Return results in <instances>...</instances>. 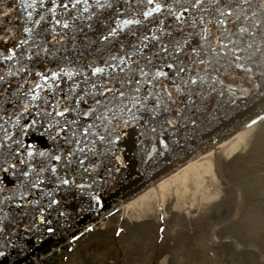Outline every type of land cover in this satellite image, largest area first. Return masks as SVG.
Here are the masks:
<instances>
[{
    "label": "water",
    "instance_id": "1",
    "mask_svg": "<svg viewBox=\"0 0 264 264\" xmlns=\"http://www.w3.org/2000/svg\"><path fill=\"white\" fill-rule=\"evenodd\" d=\"M104 2L105 0H100V3ZM109 2L113 4L111 9L97 8L95 0H88V5H84L82 0L77 9L71 10V14L58 10V17L62 16L63 20L69 24L68 28H63L61 25L49 23L51 14L46 12V8L51 6L50 0H45L44 8L39 6V0L34 8L27 7L32 0H0V12L7 13L0 15V37L8 38L7 42L0 39V52L7 54L9 47H13L21 38H28V34L23 32L25 25L34 29V43L30 39L29 44L23 46L27 49L24 60L18 63L0 61V75H4L12 82L10 90L5 95L14 103L22 105L27 97L19 94L13 95V93L18 84H25L24 78H27L29 83L25 84L21 92L33 86L34 82L46 83L36 77V72L51 77L54 71L59 72L63 69L65 72L75 73L79 69L84 76H88L90 75L89 63L94 62L96 66L103 67V61L108 59L109 54L119 56L128 51L130 45L136 42L134 37L127 35L129 28L133 26L118 29L119 35L114 40L110 38L107 44L98 41L99 34L102 32L106 34V29L116 26L113 23L115 9L125 8L124 0H109ZM156 2H161V0H156ZM164 2L173 5V11L177 10L174 0H164ZM254 2L258 4L259 0H254ZM129 4H131V9L128 10L127 15L121 12V19L132 18L133 11L142 12L154 6L146 5V3L138 5L132 0H129ZM84 7H88L87 12L83 11ZM164 11L166 9H162V12ZM28 12H32L33 20L39 19L40 14H44L45 20L42 21V25L48 30L44 31L41 25L31 24L28 21ZM190 12L194 14V10ZM253 12H256L259 18L258 8H245L246 15L251 17ZM136 18L144 19L142 15H137ZM153 18H155V27L150 22ZM153 18L145 21L147 28L153 29V33L158 37H160V30H163L165 35L162 40L165 46L170 38L183 42L188 32L199 30V28L193 30L181 25L180 28L183 29L181 31L173 17L161 13H153ZM161 20L164 21L163 24L159 23ZM240 27H248V22L244 21L243 17L236 22V27L232 28L236 35L230 38L234 41L239 40L237 45L239 48H246L249 44H252V47L248 48L247 52L236 53L237 55L243 58L256 48L264 50V40H261L259 35L253 41L248 33H240ZM140 31L148 35L153 34L148 33L143 27ZM154 43L156 42L151 40L145 41L147 48L137 52L135 56H126L125 59L141 61V66H143L142 58L147 56L153 59L152 53L157 51L155 47H152ZM191 43L198 44L199 38H193ZM38 50L39 56H33V53ZM186 50L190 51V48L186 46ZM28 56H33L31 62L28 61ZM259 57L260 52H257L256 59ZM200 58L208 59L209 57L205 55ZM240 62L245 63V66L251 68L252 72L239 73L234 63L230 67L224 59L212 63L210 68L206 65L193 66L189 70L193 78L199 75L204 79L203 85H198L197 90L202 88L207 95L203 97V100L195 98V106L190 111L181 108L182 115L186 114L188 118L175 119L174 117L175 123L167 125L165 131H162L156 124L144 125L142 122L139 125L130 123L129 126L124 127L123 120L128 118L127 114L118 113L123 135L117 141L113 151L104 155H91L85 149V154L77 152L75 158L70 157L71 163L68 160L51 161L52 164H56L59 175L72 179L76 183H83L86 186L84 189L59 186L54 182V178H51L50 172L46 173L50 178L44 181L42 187L36 189L26 187L23 185L25 178L20 175V172L22 169H27L25 165L19 164V158L14 160L17 165L15 169L7 173L0 170V189H3L0 191V200L5 197L10 198L0 204V252L3 253L0 255V264L40 263L86 227L125 203L138 198L183 166L185 167L202 155L216 149L263 114L264 75L260 74L257 65L245 62L243 59ZM153 63L163 68L164 71H171L163 67L160 61L153 59ZM20 65H25L28 71L16 76L9 75V68L15 71ZM106 71L111 72L110 69ZM212 77H216L215 81ZM73 79L82 81L83 77L74 74ZM71 82L72 80L67 75H60L55 82L51 83V90L49 87H44L42 92L36 89L41 95L40 107L46 110L49 108V105L43 104L44 99L51 101L57 96L63 98L64 90ZM5 87V84H0V90ZM213 87L216 89L215 92L212 91ZM82 88L87 90L81 84L77 91L80 92ZM11 111H13L12 105L0 98V115L7 118V112ZM100 111L104 110L100 109ZM113 111L117 110L113 108ZM34 115V110L24 114L19 126L5 125L12 136L9 141H3L2 133H0V161L7 158L8 153L16 150L17 145L11 143L13 138L20 140L26 146L29 144L33 146L31 149L35 157L33 164L36 160H45L44 157L38 155L40 152H46L49 156L58 154L64 157L71 149L83 147L87 143L86 141L80 145L66 143L64 132H61L60 139H50L47 133L51 129L45 121L40 120L38 124H32ZM107 116L105 123L112 120L111 114ZM25 121H27L26 129H24ZM96 123L99 124L100 121ZM153 127L157 129L155 134L151 132ZM160 139L165 141L163 145L159 144ZM104 146L97 143V151ZM116 156H119V160H116ZM79 159L85 160L84 166L89 169L87 173L76 162ZM14 190L15 197H13ZM49 192L51 195L47 194ZM53 198L57 200V204L48 207ZM48 228L52 231H47Z\"/></svg>",
    "mask_w": 264,
    "mask_h": 264
},
{
    "label": "snow or ice",
    "instance_id": "2",
    "mask_svg": "<svg viewBox=\"0 0 264 264\" xmlns=\"http://www.w3.org/2000/svg\"><path fill=\"white\" fill-rule=\"evenodd\" d=\"M81 2L82 0H50L51 6L46 8V12L51 14L49 23L68 28V22L63 20L62 16L58 17V10L62 13L71 14V10L77 9ZM132 2L138 5L146 3V5L154 6L148 7L142 12L133 11L131 13L132 18L121 19V12L127 15L128 10L131 9L129 0H124L125 8H116L114 12L113 23L116 26L106 29V34L103 32L99 34L98 41H103L107 44L110 42V38L114 40L119 35L118 29L122 30L126 26H133L129 28L127 35L134 37L136 42L132 43L130 49L125 51L123 55L109 54L108 59L103 61V67L96 66L94 62L89 63L88 70L90 75L84 76L79 69L75 73L73 71L65 72L61 69L59 72H52L51 77L36 72V77L46 83L34 82L33 86L21 92L25 84L29 83L28 79L24 78L25 84H18L13 93V95L19 94L27 97L22 105L14 103L5 95L10 90L12 82L7 80L4 75H0V84L6 85L4 89L0 90V98L5 103L11 104L13 108V111L7 112V118L4 115H0V122H2L0 123V133H2L3 141H9L12 136L5 125H8V127L19 126L24 114L34 110L35 115L32 117V124L36 125L40 120L45 121L48 128L51 129L47 133L50 139H60L61 132H64L66 143L80 145L83 141L87 142L83 147L71 149L64 157L58 154L49 156L46 152H40L38 155L44 157L45 160H36L35 164H33L32 161L35 160L31 150L33 146L31 144L26 146L20 140L13 138L11 143L16 144L17 148L14 152L8 153L7 158L0 161V170L7 173L15 169L17 165L14 160L19 158V164L25 165L27 169H22L20 172V175L25 178L23 185L26 187L30 186L32 189L42 187L44 181L50 178L46 173L50 172L51 178H54V182L57 185L84 189L86 186L83 183H76L72 179L59 175L56 164H52L51 161L61 162L62 160H68L71 163L72 161L69 158H75L77 152L85 154V149L91 155H104L113 151L117 141L123 135L118 113L127 114L128 118L123 120L124 127L129 126L130 123L139 125L142 122L144 125L156 124L162 131H165L167 125L175 123V119L188 118L186 114L182 115L181 108L190 111L195 106V98L203 100V97L207 95L202 88L197 90L198 85H203L204 79L199 75L193 78V75L189 72L193 66L206 65L210 68L212 63H217L219 60L224 59L230 67L234 63L235 69L239 70V73L252 72L251 68L240 62L243 59L245 62L257 65L260 74L264 75V50L256 48L249 55L242 58L236 53L247 52L248 48L252 47V44H249L246 48H239L237 46L239 40L234 41L230 38L236 35L232 28L236 27V22L243 17L244 21L248 22V27H240V33H248L252 36L253 41H255L257 35H259L261 40H264V0H259L258 4L254 0H174V4L177 6L176 11H173V5L165 3L164 0H161V2H156V0H132ZM36 3L37 0H32V3L28 4L27 7L34 8ZM83 4L88 5V0H83ZM95 5L97 8H113V4L109 0H105L104 3H100V0H95ZM39 6L44 8L45 0H39ZM245 8H258L259 18H257L256 12H253L251 17L246 15ZM162 9H166V11L162 12ZM190 10H194V14ZM83 11L87 12L88 7H84ZM153 13H161L173 17L178 28L183 25L193 30L199 28V30L188 32L183 38V42L170 38L167 46H165L162 40L165 35L164 31L160 30V37H158L153 33V29L147 28L145 23V21H149V18H153ZM6 14L0 12V15ZM32 15V12L27 13L28 21L33 25H41L43 30L47 31L48 29L42 25V21L45 20L44 14H40V18L36 20L32 19ZM137 15H142L144 19H137ZM150 22L155 27V18ZM159 23L163 24L164 21L161 20ZM141 27L148 33L153 34H145L144 31H140ZM180 30L182 31L183 29L180 28ZM23 32L28 34V38H21L13 47H9L7 54L0 52V61H16L18 63L20 60L25 59L27 49H24L23 46L28 45L30 39L34 43V29L25 25ZM195 37L199 38L198 44L191 43V40ZM0 39L7 42L8 38L5 36L0 37ZM149 40L156 42L152 45V47L157 49V51L152 53L153 59L160 61L163 67L171 71H164L163 68L153 63V59L147 56L142 58L143 66H141V61L131 58L125 59L126 56H135L137 52L147 48L148 45L144 44V42ZM186 46L190 48V51L186 50ZM17 49L21 51L17 52ZM44 51H47V49H44ZM257 52H260L259 59H256ZM39 54L38 50L33 53V56L38 57ZM205 55L209 58H200ZM33 56H28V61L31 62ZM116 61H119V63H116ZM106 69H110L111 72H107ZM215 70L219 71V69ZM27 71L28 68L25 65H20L15 71L9 68V75L16 76ZM74 74L82 76V81L73 79ZM60 75H67L72 80L67 85L66 90H64L63 98L57 96L56 99L51 101L44 99L43 104L49 105V108L47 110L41 108L39 104L41 95L36 89H40L42 92L44 87H49L51 90V83L55 82ZM104 77H107V79H104ZM215 79L216 77H212L213 81ZM81 84L87 89L86 91L83 88L80 92L77 91ZM116 85L119 86L117 87ZM212 91L215 92L216 89L213 87ZM113 108L117 111L114 112ZM100 109L104 111L101 112ZM107 114H111L112 120L105 123V120L108 119ZM96 121H100V123L97 124ZM26 128L27 121L24 124V129ZM156 130V127L151 128L153 134L156 133ZM97 143L105 146L97 151ZM164 143L163 139L159 140V144L163 145ZM115 158L119 160V156ZM85 159H87V155H85ZM76 162L85 173L89 171L84 166V159H79ZM2 190L0 189V191ZM47 194L51 195L50 192ZM15 195L14 190L13 197ZM8 199L10 198L5 197L0 200V204H3ZM56 204L57 200L53 198L50 200L48 207ZM47 231L51 232L52 229L48 228ZM0 255H3V253L0 252Z\"/></svg>",
    "mask_w": 264,
    "mask_h": 264
},
{
    "label": "rangeland",
    "instance_id": "3",
    "mask_svg": "<svg viewBox=\"0 0 264 264\" xmlns=\"http://www.w3.org/2000/svg\"><path fill=\"white\" fill-rule=\"evenodd\" d=\"M253 129L237 154L220 155V180L214 169L215 176L206 171L201 179L191 175L176 189L134 208L125 207L96 224L93 233L83 236L70 251H57L39 264H117V255L120 264H150L152 256L156 257L153 264H264V123ZM231 184L248 191L250 201L239 219L243 201ZM223 196L229 202L227 216L221 218L215 210L223 205ZM160 215L167 228L159 247L155 240ZM228 219L234 221L223 225ZM119 220L126 235L116 242L113 235ZM208 233L213 249L205 243Z\"/></svg>",
    "mask_w": 264,
    "mask_h": 264
},
{
    "label": "bare ground",
    "instance_id": "4",
    "mask_svg": "<svg viewBox=\"0 0 264 264\" xmlns=\"http://www.w3.org/2000/svg\"><path fill=\"white\" fill-rule=\"evenodd\" d=\"M251 127L248 130H244L241 133L233 135L222 145L217 147L216 149L202 155L197 158L193 162L189 163L185 167L178 170L176 173H173L168 178L163 181L157 183L151 189L142 193L138 198L133 199L126 203V207L134 208L137 204L142 205L144 201L148 198L158 196L170 189H176L179 185H182L185 179L192 175V178L201 179L202 172H207L213 174L215 170L217 178L220 177V168L217 167L219 165L218 160L221 154L227 153L229 155H235L238 153V148L240 147L242 140L249 134L253 132ZM213 176H215L213 174Z\"/></svg>",
    "mask_w": 264,
    "mask_h": 264
},
{
    "label": "flooded vegetation",
    "instance_id": "5",
    "mask_svg": "<svg viewBox=\"0 0 264 264\" xmlns=\"http://www.w3.org/2000/svg\"><path fill=\"white\" fill-rule=\"evenodd\" d=\"M221 169H222V166H221ZM233 189H234V192H238V190H236L237 189V187L235 188V186H233ZM241 191H242V195H243V198H242V201H243V208H242V216L244 215V213H245V211H246V205H248L247 203L250 201H248V200H246V196H247V193H248V191H246V190H243V189H241ZM225 196H223V199L222 200H220V202L221 203H223V205L222 206H218V208L215 210L216 212L215 213H217V215L219 216V217H221V218H224V217H226L227 216V207L225 206V205H227V203L229 202L228 201V199H225L224 198ZM241 216V217H242ZM229 222H232V220L231 219H228V220H226V221H222V223H223V225H225V224H228ZM220 226H222V225H220ZM220 226L218 225V227L220 228ZM241 258H244L245 259V256L244 255H241Z\"/></svg>",
    "mask_w": 264,
    "mask_h": 264
}]
</instances>
